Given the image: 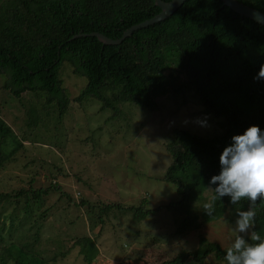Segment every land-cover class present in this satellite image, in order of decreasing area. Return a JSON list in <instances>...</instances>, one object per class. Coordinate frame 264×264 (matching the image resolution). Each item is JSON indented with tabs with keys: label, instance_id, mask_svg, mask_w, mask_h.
Returning <instances> with one entry per match:
<instances>
[{
	"label": "trees",
	"instance_id": "16d2710c",
	"mask_svg": "<svg viewBox=\"0 0 264 264\" xmlns=\"http://www.w3.org/2000/svg\"><path fill=\"white\" fill-rule=\"evenodd\" d=\"M238 1L264 12V0ZM159 11L153 0H1L0 88L14 98L25 91L41 93L45 105L53 107L59 118L69 103L59 73L66 62L69 71L85 79L74 101L89 96L99 101V110L112 112L120 103L155 110L153 96L166 89L165 72L173 64L176 74L184 77L174 91L191 88L205 111L224 121V131L212 136L173 130L167 145L171 161L163 180L174 184L180 195L176 203L186 212L189 201L200 197L205 188L216 186L209 181L219 174L220 155L233 143L232 137L251 125L264 132V79H255L264 64V27L220 0H184L170 15L133 30L118 44L102 43L89 35L98 32L117 39L126 28ZM8 138L14 145L9 150L0 147V170L20 145L0 117V144ZM32 182L29 177L25 187L0 192V208L5 204L13 207L9 223L5 224L7 215L0 214V264H57L59 257L82 242L78 238L72 246L63 244L64 250L55 244L44 254L38 233L49 208L40 209L43 197L56 191L69 201L71 198L56 185L40 188ZM212 195L210 188L207 203ZM73 203L91 208L82 199ZM174 205L170 202L164 207ZM113 208L130 212L134 221L153 211L109 203L99 213ZM226 209L237 216V210L248 209V201L233 205L224 196L215 202L210 216L202 209V221L217 219ZM254 230L264 238V205L256 210ZM227 248L206 242L180 260L159 264H181L188 257L194 264H203L209 255L215 264H227Z\"/></svg>",
	"mask_w": 264,
	"mask_h": 264
},
{
	"label": "rangeland",
	"instance_id": "374dc122",
	"mask_svg": "<svg viewBox=\"0 0 264 264\" xmlns=\"http://www.w3.org/2000/svg\"><path fill=\"white\" fill-rule=\"evenodd\" d=\"M170 66L165 72L166 89L153 96L155 110L120 103L112 112L99 110V101L89 96L74 101L85 79L69 71L66 62L59 73L69 103L59 118L53 107L45 105L41 93L25 91L14 98L0 88V117L20 144L0 170V192L12 193L33 177V186L53 184L71 198L50 192L40 206L49 208L38 233L44 254L57 244L72 246L76 239L82 241L59 257L57 264H159L180 260L206 242L220 247L234 243L238 217L229 209L217 219L202 221L209 187L189 201L184 212L186 208L176 203L180 195L174 184L163 180L171 161L167 145L174 129L203 137L224 131L223 117L207 113L191 88L174 91L184 77ZM2 80L0 76V85ZM10 140L0 147L11 149ZM80 199L91 208L74 205ZM170 202L174 207L166 209ZM109 203L153 211L140 221L115 208L99 213ZM12 209L10 204L0 208V214L7 215L5 224L11 221ZM215 262L209 255L203 264ZM181 264L194 262L188 257Z\"/></svg>",
	"mask_w": 264,
	"mask_h": 264
},
{
	"label": "clouds",
	"instance_id": "9594fccd",
	"mask_svg": "<svg viewBox=\"0 0 264 264\" xmlns=\"http://www.w3.org/2000/svg\"><path fill=\"white\" fill-rule=\"evenodd\" d=\"M255 79H264V64ZM232 141L220 155L221 170L209 181V185H216L209 186L214 195L203 209L210 216L215 202L224 196H229L233 205L246 199L248 209L236 211L237 235L226 250L225 260L227 264H264V238L254 230L256 210L264 205V132L257 125H251L243 134L234 135Z\"/></svg>",
	"mask_w": 264,
	"mask_h": 264
},
{
	"label": "water",
	"instance_id": "95a60500",
	"mask_svg": "<svg viewBox=\"0 0 264 264\" xmlns=\"http://www.w3.org/2000/svg\"><path fill=\"white\" fill-rule=\"evenodd\" d=\"M154 4L160 9L158 13L153 15L152 17L143 20L139 23L133 24L130 27L126 28L121 36L117 39H111L106 37L105 35L98 33V32H90L89 35L96 36L99 41L106 44H118L121 40L130 35V33L139 28L146 26L148 24L157 22L166 16L170 15L184 0H169V1H162V0H153ZM222 4L235 13L239 14L240 16L247 17L264 27V12L258 11L252 7H249L238 0H220ZM80 35V34H77Z\"/></svg>",
	"mask_w": 264,
	"mask_h": 264
}]
</instances>
